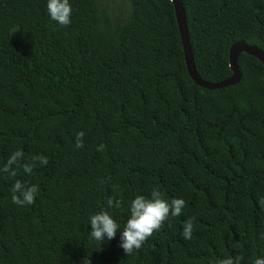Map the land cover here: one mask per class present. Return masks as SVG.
Returning <instances> with one entry per match:
<instances>
[{"label":"trees","instance_id":"1","mask_svg":"<svg viewBox=\"0 0 264 264\" xmlns=\"http://www.w3.org/2000/svg\"><path fill=\"white\" fill-rule=\"evenodd\" d=\"M195 71L228 77L233 42L264 52V0H180ZM0 0V264H213L264 257V67L240 52L238 80L187 75L170 0ZM83 131V148L75 147ZM103 144V151H98ZM48 158L41 165L33 158ZM34 164L25 172L24 164ZM35 203H12L17 181ZM101 181H104L101 183ZM185 201L131 255L95 241L89 217L123 228L137 195ZM121 201L108 207L107 201ZM193 218L191 240L183 223Z\"/></svg>","mask_w":264,"mask_h":264},{"label":"clouds","instance_id":"2","mask_svg":"<svg viewBox=\"0 0 264 264\" xmlns=\"http://www.w3.org/2000/svg\"><path fill=\"white\" fill-rule=\"evenodd\" d=\"M47 11L51 20L55 21L60 26H68L71 23L72 7L69 0H47ZM84 135L85 133L83 131L76 133V148H83ZM103 149V144L99 145L97 148L98 151H103ZM23 155V152L20 150L13 152L0 171L15 176L16 171L12 166L17 164V162L23 158ZM33 159L38 161L41 165H46L48 163V158L43 155L36 156ZM33 167L34 164L26 163L23 165L25 172H31ZM103 182L104 181H101V183ZM38 191L37 185H27L17 180L11 188L12 203L19 206L31 205L35 203ZM259 204L261 208L264 209V198H260ZM107 205L110 208H120L121 201L109 198ZM184 207L185 201L183 199L173 198L168 201L163 198L158 188H153L150 196L137 195L131 200L129 215L122 229L107 210H101L91 215L89 217L91 226L90 236L95 241L104 242L105 240L111 241L115 239L119 232L118 247L123 250L125 256L131 255L134 250L141 249L142 245L154 232L163 227L164 222L168 220L169 216H180ZM193 229V218L190 217L183 223L182 236L185 240H191ZM242 260V255H236L234 257L218 259L214 261L213 264H241ZM254 264H264V257L256 258Z\"/></svg>","mask_w":264,"mask_h":264},{"label":"water","instance_id":"3","mask_svg":"<svg viewBox=\"0 0 264 264\" xmlns=\"http://www.w3.org/2000/svg\"><path fill=\"white\" fill-rule=\"evenodd\" d=\"M170 1L172 3V9H173L174 19L180 40L185 70L187 75L196 85L207 89H215V88H220L223 86L234 84L239 78V73L235 64V60L240 52H244L255 57L258 61H260V63L264 67V52L253 44H246L244 42L238 41L230 44L227 50L228 67L231 71L230 75L216 82H206L200 79L195 71L192 61V56L188 43V37L186 33L184 12L181 6V2L180 0H170Z\"/></svg>","mask_w":264,"mask_h":264},{"label":"rangeland","instance_id":"4","mask_svg":"<svg viewBox=\"0 0 264 264\" xmlns=\"http://www.w3.org/2000/svg\"><path fill=\"white\" fill-rule=\"evenodd\" d=\"M86 259V260H85ZM84 260H85V262H84ZM83 262H84V264H94V261L93 262H91L89 259H87L86 257H83V258H81L80 260H79V263L78 264H83Z\"/></svg>","mask_w":264,"mask_h":264}]
</instances>
